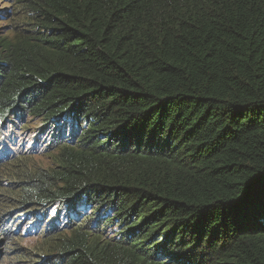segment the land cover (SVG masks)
<instances>
[{
	"label": "trees",
	"instance_id": "trees-1",
	"mask_svg": "<svg viewBox=\"0 0 264 264\" xmlns=\"http://www.w3.org/2000/svg\"><path fill=\"white\" fill-rule=\"evenodd\" d=\"M0 4V264H264V0Z\"/></svg>",
	"mask_w": 264,
	"mask_h": 264
},
{
	"label": "rangeland",
	"instance_id": "rangeland-1",
	"mask_svg": "<svg viewBox=\"0 0 264 264\" xmlns=\"http://www.w3.org/2000/svg\"><path fill=\"white\" fill-rule=\"evenodd\" d=\"M12 4H0V11L7 8V10L12 11ZM10 15V14H9ZM8 20V19H7ZM6 20V21H7ZM6 21L0 22V32H5L8 25H12L11 21L7 23ZM8 139H10L8 141ZM29 139L28 133H21V130L19 128L10 131V134L7 135L6 138L0 137V166H3L5 163L10 162V158L13 157L14 159L15 153L19 154L27 149L30 148V146L27 144ZM29 163L31 164H37L36 167L42 168V169H49L53 167L50 163V159L46 158L44 155H33L31 158L28 159ZM9 168V167H8ZM1 245V243H0ZM3 254H0V259H2Z\"/></svg>",
	"mask_w": 264,
	"mask_h": 264
},
{
	"label": "clouds",
	"instance_id": "clouds-1",
	"mask_svg": "<svg viewBox=\"0 0 264 264\" xmlns=\"http://www.w3.org/2000/svg\"><path fill=\"white\" fill-rule=\"evenodd\" d=\"M10 139H8V141H9ZM28 144V143H27ZM25 152V151H24Z\"/></svg>",
	"mask_w": 264,
	"mask_h": 264
}]
</instances>
